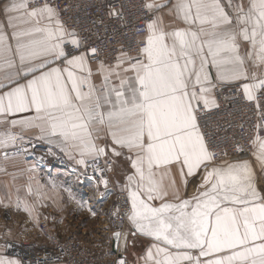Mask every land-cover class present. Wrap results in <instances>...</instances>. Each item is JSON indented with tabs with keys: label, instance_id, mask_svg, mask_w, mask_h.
I'll return each mask as SVG.
<instances>
[{
	"label": "snow or ice",
	"instance_id": "obj_1",
	"mask_svg": "<svg viewBox=\"0 0 264 264\" xmlns=\"http://www.w3.org/2000/svg\"><path fill=\"white\" fill-rule=\"evenodd\" d=\"M143 8L141 46L135 55L121 50L114 63L98 60L97 85L88 58L98 49L66 51L82 42L50 0H8L0 23V89L8 87L0 93V113L34 111L12 123L38 128V139L59 137L79 164L91 159L96 171H104L95 162L108 151L97 143L101 133L110 137L114 156L127 151L128 219L158 242L145 264H264V195L256 171L250 161L224 160L227 153L216 150L201 124L208 110L219 109L213 91L226 81L241 82L264 120V0H144ZM164 9L183 26L166 25ZM57 61L63 67L52 66ZM260 128L264 123L251 143L264 172ZM173 167L185 187L202 173L195 195L181 197ZM113 235L119 246L121 233ZM0 264L20 261L0 256Z\"/></svg>",
	"mask_w": 264,
	"mask_h": 264
},
{
	"label": "crops",
	"instance_id": "obj_2",
	"mask_svg": "<svg viewBox=\"0 0 264 264\" xmlns=\"http://www.w3.org/2000/svg\"><path fill=\"white\" fill-rule=\"evenodd\" d=\"M172 2L174 3L175 0H172ZM7 3L8 0H0V23H4L6 20L2 9ZM163 11L165 13L164 19L166 25L183 26L180 21L175 20L174 16L167 15V9ZM7 31L11 33L12 29L8 28ZM246 47L247 44L242 42L241 51L243 52ZM88 61L93 70L92 80L95 84L99 85L102 77L96 72L98 62H93L89 59ZM56 65L63 67L62 61H57L52 66ZM210 71L215 81L216 70L212 68ZM4 74V70L0 69V81L3 80ZM27 79H31V75L19 79L18 82L25 83ZM5 83L7 82L5 81ZM237 83L240 84L241 82L226 81L220 84L237 85ZM14 86L15 83L9 85V87ZM7 90L8 87L2 88L0 89V93ZM34 115V111L0 113V256L19 260L20 264H26L21 259V243H27L37 247L46 244V237L39 228L41 223H48L60 236L69 235L89 240H105L111 238L109 220L104 222L101 217V212L97 208H89L83 205V201H90L80 198V195L75 196L70 193L69 183L58 185L53 180V175L57 176L58 174L61 175V173L68 172L59 169L45 170L38 168L32 161L25 160V157L20 158L17 151L15 155H4V149L13 147L10 149L12 150L15 149L16 144L19 142L31 141L36 143L39 148L44 149L48 147L57 155H62L74 168L76 167L80 170L85 167L78 163L80 156L77 153L70 154L64 150L59 137L45 136L43 139H38L41 136L38 128H26L21 124L12 123L13 120H21ZM8 136H14L15 139L5 142ZM100 136L101 138L97 143L102 146L108 145L107 155L100 158L104 161L111 162L112 183L117 189L126 191L131 205L126 185L127 176L133 172V169L131 168L130 162L126 159L128 155L127 151L123 150L124 155L119 157L114 156L111 152L112 143L110 137H107L104 133H101ZM255 150V146H253L250 156L242 157L234 161L251 162L256 171L257 188L264 195V172L261 171L259 163L256 161L255 156H253ZM171 174L177 181V187L180 189L182 198L191 197L197 193L201 183L202 173L197 174L195 177H189V182L186 187L181 183V178L176 167L172 168ZM29 187L31 188V192H29ZM169 199H172V197L170 196ZM153 203L158 205L160 201L157 200ZM25 205L31 209V212L25 210ZM85 214L89 216H83ZM80 215L86 220L83 218L79 220L77 217ZM130 226L132 230L128 236L125 231L122 233L120 250L125 254L126 264H145L147 252L151 249L155 254V249L152 248V245L158 242L154 238L136 231L131 222ZM133 232H135V235H132ZM148 264H151V261H148Z\"/></svg>",
	"mask_w": 264,
	"mask_h": 264
},
{
	"label": "built area",
	"instance_id": "obj_3",
	"mask_svg": "<svg viewBox=\"0 0 264 264\" xmlns=\"http://www.w3.org/2000/svg\"><path fill=\"white\" fill-rule=\"evenodd\" d=\"M39 3V0H33ZM58 9L60 18L69 30H75L82 44L79 49L66 45V51L72 54L87 52L90 48L98 49V56L89 60L114 63V58L121 50L135 55L141 46L145 20L144 0H50ZM218 83V82H217ZM219 103V109L208 110L201 120L202 128L216 146L218 152H226L224 160L234 161L250 156L253 150L252 139L257 133L256 125L261 120L253 102L243 95L239 83L225 85L218 83L213 91ZM264 137V128L259 129ZM243 151L238 150V147ZM49 169L73 172V165L62 155H57L50 148L41 151ZM96 171L90 160L83 176L93 178L96 185L112 195L113 210L109 221V231L131 232V205L125 190L117 189L112 183L111 162L99 158ZM108 180L101 183L100 178ZM40 231L46 237V244L35 246L21 243V259L26 264H115L117 254L110 249L111 238L105 240H84L69 235L60 236L48 223H41ZM126 236V237H127ZM122 251V250H121ZM123 252V251H122Z\"/></svg>",
	"mask_w": 264,
	"mask_h": 264
},
{
	"label": "rangeland",
	"instance_id": "obj_4",
	"mask_svg": "<svg viewBox=\"0 0 264 264\" xmlns=\"http://www.w3.org/2000/svg\"><path fill=\"white\" fill-rule=\"evenodd\" d=\"M13 148V147H11ZM9 149H4V155L6 156H11L15 155L16 151L17 154H19L20 158H24L25 160H28L29 162L32 161L38 168L42 169H49L46 166V162L41 156V151L42 148H39L36 143L33 142H19L16 144L15 149L10 150ZM85 168L82 169H77L76 167H73V172H68V173H61L56 175H53V180L58 184L61 185L63 183H69V192L76 195H80V198L87 199V201L90 202H84L83 200V205L89 208H97L98 211L101 212V217L104 222L110 219L111 213L113 210V201H112V195L108 191H103L100 189L99 186L96 185L95 181L93 178H88L83 176L85 174ZM53 170V169H50ZM79 176V177H76ZM79 180V181H77ZM53 181V182H54ZM54 182V183H55ZM82 184V185H81ZM57 191V190H54ZM87 197V198H86ZM89 198V199H88ZM83 216H89L88 214H85ZM83 216L77 217L79 220L81 218L85 219ZM86 220V219H85ZM110 221V220H109ZM40 228V226H39ZM88 241H92L89 239H84Z\"/></svg>",
	"mask_w": 264,
	"mask_h": 264
},
{
	"label": "water",
	"instance_id": "obj_5",
	"mask_svg": "<svg viewBox=\"0 0 264 264\" xmlns=\"http://www.w3.org/2000/svg\"><path fill=\"white\" fill-rule=\"evenodd\" d=\"M116 232H118V231H112L111 232V244H110V249L112 250V252L114 253V254H117V259H120V258H123V259H125V254H124V252H122L121 250H120V242H121V237H120V240H119V246H117V243H116V241H115V238H114V233H116Z\"/></svg>",
	"mask_w": 264,
	"mask_h": 264
}]
</instances>
